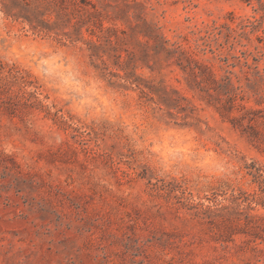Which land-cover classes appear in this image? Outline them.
Wrapping results in <instances>:
<instances>
[{
	"label": "rangeland",
	"instance_id": "obj_1",
	"mask_svg": "<svg viewBox=\"0 0 264 264\" xmlns=\"http://www.w3.org/2000/svg\"><path fill=\"white\" fill-rule=\"evenodd\" d=\"M0 264H264L257 0H0Z\"/></svg>",
	"mask_w": 264,
	"mask_h": 264
},
{
	"label": "trees",
	"instance_id": "obj_2",
	"mask_svg": "<svg viewBox=\"0 0 264 264\" xmlns=\"http://www.w3.org/2000/svg\"><path fill=\"white\" fill-rule=\"evenodd\" d=\"M259 7L264 10V0H257ZM186 200L188 198H185ZM181 205L185 208H187L188 210H194V215L195 216H199L200 214H205L206 212H210L211 210L209 208H202L200 209V205L199 204H191L188 205L186 202L181 201Z\"/></svg>",
	"mask_w": 264,
	"mask_h": 264
}]
</instances>
